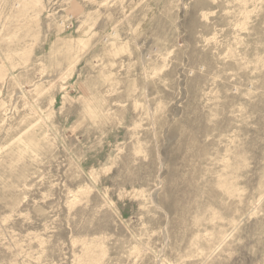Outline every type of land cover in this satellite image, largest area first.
<instances>
[{"label":"rangeland","instance_id":"obj_1","mask_svg":"<svg viewBox=\"0 0 264 264\" xmlns=\"http://www.w3.org/2000/svg\"><path fill=\"white\" fill-rule=\"evenodd\" d=\"M0 264H264V0H0Z\"/></svg>","mask_w":264,"mask_h":264}]
</instances>
